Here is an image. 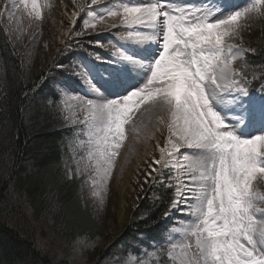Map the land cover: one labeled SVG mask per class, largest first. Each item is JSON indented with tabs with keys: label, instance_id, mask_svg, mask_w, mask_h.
I'll return each mask as SVG.
<instances>
[{
	"label": "snow or ice",
	"instance_id": "snow-or-ice-1",
	"mask_svg": "<svg viewBox=\"0 0 264 264\" xmlns=\"http://www.w3.org/2000/svg\"><path fill=\"white\" fill-rule=\"evenodd\" d=\"M256 4L264 11V0ZM246 11L212 19L197 15L191 6L176 14L167 0H151L107 13L114 19L105 27L116 29L120 21L130 29L118 40L157 48L144 62L149 75L142 86L133 82L116 99L97 96L102 103L87 101L91 116L85 123L94 129L89 132L88 158L95 161V174L103 183L125 138V125L135 123L142 106L157 111L167 136L161 137L163 146L156 145L159 158L153 155L145 162L140 187L144 191V185L160 183L172 193L169 211L175 208L187 214L192 209L195 219L186 230L190 242L180 246V264H264V195L257 193L254 183L264 180V84L259 95L250 90L245 76L233 66L244 49L227 42L240 36ZM21 12L29 17L35 13L37 20L41 16L37 0H12L0 9V17L6 15L11 22ZM104 22L100 16L85 26L95 32L97 23ZM85 35L76 32L78 37ZM89 43L101 42L89 39ZM110 56L137 63L119 47ZM73 71L95 90L82 69L73 66ZM184 149L191 154H184ZM180 157L187 163L180 164ZM174 167L186 172L188 184L173 189L170 178L165 183L166 172ZM192 199L195 205L188 204ZM181 203L188 207L181 208ZM168 255L176 258L172 252Z\"/></svg>",
	"mask_w": 264,
	"mask_h": 264
},
{
	"label": "rangeland",
	"instance_id": "rangeland-1",
	"mask_svg": "<svg viewBox=\"0 0 264 264\" xmlns=\"http://www.w3.org/2000/svg\"><path fill=\"white\" fill-rule=\"evenodd\" d=\"M254 1L256 0H193L185 2L179 8H173L175 13L179 14L181 8L187 10L191 6L192 11L197 15H207L209 18L212 17V19L216 17L224 18L235 10L242 12L247 10L246 15L242 17V22H247L252 12H254ZM6 2L10 4L12 0H4L3 4ZM87 2H89V7L93 6V8L86 11L88 14L83 19L81 32H93L85 26L86 23L90 25L98 21L100 16L107 19L109 11H119L117 4L111 6L108 0H98L97 7H94L96 5H93L91 0H87ZM139 2H151V0H125V5L129 6L132 3ZM162 2L164 1L162 0ZM85 3L86 0H37V6L41 13L40 19H35V13L31 17L26 12L17 13L14 21L10 22L7 19L10 22L11 34L14 36L16 43L22 45L23 42L25 43L29 40V28L36 30L38 39L32 45L31 50L33 48V52L36 53V57L34 58H39V60L41 58L44 59V57L49 56L52 46L59 42L62 43L65 35L76 32L73 31L74 28L72 29V27L76 20H78L81 12L80 8ZM98 5L101 6L98 7ZM198 8L202 10H198ZM217 8H219L218 11ZM29 11H31V5H29ZM111 21H105L104 24L97 23L95 33L103 31L102 33L106 34L108 31H111L112 28L110 26L105 27V25H110ZM31 23L39 25L35 29L34 26H30ZM123 26L127 27L126 25ZM139 30L143 31L144 29L141 28ZM244 32L246 31L244 30ZM243 35L242 31L239 37L227 42L242 48L240 43L241 40L243 41ZM121 42V51L124 55L137 63L117 58L114 61L115 71H110V68L104 66L105 70H109L108 74H104L101 72L104 68L103 63L97 64L96 61L93 62L90 58L76 67L83 70L92 82L95 90L85 85L80 77L76 81L77 86L73 85L69 88L58 90L60 96L58 104L61 111L58 121L60 123L61 118L60 124L70 126L68 129L72 130L71 137L67 140L68 150L63 154L60 161V173L65 179L71 180L76 184V198L80 203L81 210H86L87 216L95 221L99 234L94 238L82 235L75 239V241L70 242L69 245H58L56 235L51 230V227L49 228V224L36 218L33 221L31 214L28 212L29 221L35 223L40 227V231L45 233V236H37L36 240L40 246L38 251L42 256L48 258L47 260L50 261V264L63 262L65 264H137V262L139 264H161V256L169 264H180L182 253L180 246L186 245L187 240H190V237L186 234V230L195 219L192 209H189L187 214H185L173 208L169 215L166 216L171 223L165 226L161 241L151 244L150 249L138 246L136 251H130V248L136 246L135 243L125 245L122 242V234L130 223L134 210L148 190L152 189L156 184H160L144 185L145 190L141 191L140 185L144 179L141 173L146 171L144 167L145 162L153 155H155V158H159L160 153L156 145L160 142L161 146H163L161 137L167 136L166 126L160 124L157 111L142 106L137 112V116L134 117L135 123L125 125V138L113 162L111 174L103 183H101V178L95 174V161L88 158L89 132L94 131V129H90L88 123H85L86 119L91 116V109L88 107L87 101H94L96 99L95 94L101 93V85L106 86L113 81L115 85L120 86V78L125 76L124 78L129 79V74L133 68L135 69L134 71L142 73L140 77V82L142 83L145 82L147 75H149L144 62L148 61L153 55L147 59L140 60L135 57L136 51L133 50L135 46L140 48L139 43L128 40H121ZM148 49H146L145 53H147ZM151 49L152 47L149 51ZM155 51L153 48V54ZM26 52L30 54L29 50ZM243 55L244 53L237 60L242 59ZM107 57L110 60H114L113 57ZM237 60L233 62V66ZM91 73L93 76L90 78L88 75ZM113 98L115 97L108 96V100H112ZM169 119L170 116L166 114L165 120ZM182 152L184 154H191V150L187 149L182 150ZM179 163L186 164L187 162L183 161L182 157H180ZM169 178L174 187L188 184L190 181L186 172H181L179 167L170 168L166 172L165 183L169 182ZM254 183L257 193L262 195L261 187L264 186V180L258 179ZM193 187H196V185H193ZM138 196L140 198H137ZM195 203V199L188 201V204L191 205H195ZM188 204L181 203L180 207L187 208ZM142 239L141 237L140 240ZM55 243L58 246L55 245L56 248L53 250L52 246ZM118 243L121 245L110 249L112 244L116 245ZM173 245H176L174 250ZM49 247L54 256L47 250ZM106 249L110 250V252L105 256ZM83 251H95V258L88 263L85 259L81 258ZM169 252H172L176 258L170 257L168 255Z\"/></svg>",
	"mask_w": 264,
	"mask_h": 264
},
{
	"label": "trees",
	"instance_id": "trees-1",
	"mask_svg": "<svg viewBox=\"0 0 264 264\" xmlns=\"http://www.w3.org/2000/svg\"><path fill=\"white\" fill-rule=\"evenodd\" d=\"M4 5L1 0L0 9ZM38 25L30 24L35 29ZM10 27L7 16L0 17V264H50L38 251L36 240L45 233L29 221V213L33 221L41 219L49 224L58 245H69L82 235L94 238L99 234L95 221L81 210L76 184L60 173L66 128L60 124L61 118L58 121L51 79L71 72L69 56L64 60L66 49L73 53L75 47L92 51L96 48L89 39L104 45L105 35L91 32L89 37H78L76 32L81 29L75 22L72 29L76 32L65 35L62 43L52 46L48 57L39 60L31 50L38 39L36 30L29 28V40L18 45ZM249 30L244 36L246 55L238 70L250 87L258 90L264 84V13ZM171 195L161 184L148 190L124 229L125 245L137 246L138 235L160 239ZM119 245L112 244L110 249ZM47 250L54 256L50 247ZM95 251H83L81 258L90 263ZM105 252L106 256L110 250ZM162 263L168 264L164 258Z\"/></svg>",
	"mask_w": 264,
	"mask_h": 264
},
{
	"label": "bare ground",
	"instance_id": "bare-ground-1",
	"mask_svg": "<svg viewBox=\"0 0 264 264\" xmlns=\"http://www.w3.org/2000/svg\"><path fill=\"white\" fill-rule=\"evenodd\" d=\"M164 1V0H163ZM170 4H174V3H176L178 0H167ZM188 1H191V0H186V2H188ZM215 19H217V17L215 18ZM153 44H150L148 47H151ZM145 44H142V46H141V48H140V50L141 51H145ZM131 78H132V80H133V82H134V80L136 79V78H134V76L132 75L131 76ZM132 81H122V83L121 84H132L133 83ZM135 84H136V81H135ZM142 86V84H138L137 85V87L138 86ZM108 87H109V92H112V91H114L113 92V94H115L114 95V97L115 98H113V99H116L118 96H122V95H124V94H126L125 92H124V90H123V88L122 87H116L115 86V84H112V82L108 85ZM99 98H101L102 100H104V101H107L108 100V98L106 97V95H104L103 93H101V94H99ZM94 102L95 103H102L103 101H98V100H94Z\"/></svg>",
	"mask_w": 264,
	"mask_h": 264
}]
</instances>
